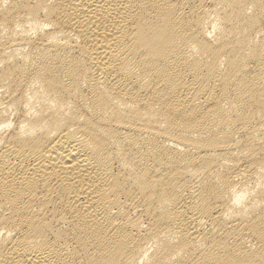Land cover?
Segmentation results:
<instances>
[{
	"label": "bare ground",
	"instance_id": "bare-ground-1",
	"mask_svg": "<svg viewBox=\"0 0 264 264\" xmlns=\"http://www.w3.org/2000/svg\"><path fill=\"white\" fill-rule=\"evenodd\" d=\"M0 264H264V0H0Z\"/></svg>",
	"mask_w": 264,
	"mask_h": 264
}]
</instances>
